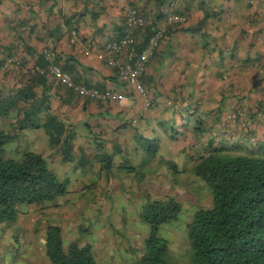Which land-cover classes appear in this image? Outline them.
Returning <instances> with one entry per match:
<instances>
[{
	"label": "crops",
	"instance_id": "1",
	"mask_svg": "<svg viewBox=\"0 0 264 264\" xmlns=\"http://www.w3.org/2000/svg\"><path fill=\"white\" fill-rule=\"evenodd\" d=\"M131 7L153 19L172 8L187 19L167 30L139 76L147 111L102 56L105 45L121 36ZM148 29L138 36L140 46L152 33ZM45 51L75 81L125 96L120 104L105 103L80 97L52 78L34 83L51 110L77 131L75 144L92 136L114 151L163 125H178V135L191 136L193 122L201 121L206 140L222 137L249 151L264 149V0H164L160 6L156 0H0V86L15 91L29 84L16 68L1 66L8 56L44 66ZM243 131H251L253 142H245Z\"/></svg>",
	"mask_w": 264,
	"mask_h": 264
},
{
	"label": "trees",
	"instance_id": "2",
	"mask_svg": "<svg viewBox=\"0 0 264 264\" xmlns=\"http://www.w3.org/2000/svg\"><path fill=\"white\" fill-rule=\"evenodd\" d=\"M156 2L160 6L164 0ZM168 11L179 14L172 8ZM143 45L138 44V50ZM27 77L29 84L21 89L5 91L0 86V264H24L21 248L28 223H23L21 218L29 213L37 215L32 223L34 239L42 232L37 244L41 245L47 264H98L91 243L80 242V238L65 242L63 228L51 224L42 215L45 205L58 207V199L63 200L69 194V186H77L79 176L97 174L100 178V175H110L112 166L114 170L136 172L134 166L140 163L144 154L157 159L158 168L167 164L172 170H179L181 165L171 158L166 159V155L171 153L169 142L178 140L182 133L163 125L164 133L159 131L148 137L142 136L136 145L114 151L106 149L102 140L87 136L83 140L89 142L91 151L83 146L81 152L76 153L73 142L77 131L51 110L45 93L34 89V83L41 84L45 80L42 76ZM242 124V127L246 126ZM27 129L44 131L47 154L20 149L19 133ZM195 129L196 133L190 136L195 143L184 155L182 165L189 167L183 175H191L208 186L210 197L205 198H209V205L201 204L203 197H196L191 210L185 213L183 202H177L175 197L146 196L147 202L139 207L138 220L148 226L149 232L143 248L134 257L137 264H179L168 261L169 255L172 258L173 254L162 231L174 225L179 229L180 224L184 244L177 253L185 258L182 264H264L263 147L249 151L243 144H229L222 137L206 140L203 137L206 129L201 121L196 122ZM243 134L247 135L245 142H253L251 131H243ZM88 155L91 157L87 158ZM129 161H134V166ZM48 162H55L64 169L72 167L74 182H70L72 178L67 170L64 178L59 177L49 169ZM180 170V173L184 172L183 168ZM79 182L83 184L81 192L95 187V183L88 185L86 180ZM78 219L87 224L88 219L93 221L94 218L85 217L84 211H80ZM89 225L83 228L80 224L78 235L83 238ZM7 230L11 234L3 242Z\"/></svg>",
	"mask_w": 264,
	"mask_h": 264
},
{
	"label": "rangeland",
	"instance_id": "3",
	"mask_svg": "<svg viewBox=\"0 0 264 264\" xmlns=\"http://www.w3.org/2000/svg\"><path fill=\"white\" fill-rule=\"evenodd\" d=\"M193 123L194 125L196 124L195 122ZM170 130L176 132L178 125L172 126ZM177 139L169 142L168 149L170 147L171 153L166 155V159L171 158L176 161L178 165H181L178 169L183 168L184 172L180 173L181 170L174 171L167 164L158 168L157 159H152L144 154L142 155L143 159H140V163L135 166L133 165L134 161H129L136 170L134 173H129L124 169L114 170V166H112L110 175H100V178H98L97 174L77 177V186L68 187L70 192L64 198L65 200L58 199L57 204L59 206L54 208L49 207L50 204H46V209L43 210L42 215L48 218L51 224L60 225L63 228L66 243L72 242L77 238H80V242L84 243L87 241L91 243L92 251L98 264H137V260L134 257L136 252L140 253L143 248V242L149 232L148 226L141 223L140 219L138 220L141 212L139 207H142L147 202L148 197L146 196L153 195L156 198L175 197L174 200H177V202H183L182 207L185 213L191 210V203L195 201L196 197H203L201 204L209 205V198H205L210 197L208 186L202 184L199 179L193 178L191 175L189 177L183 175L184 173L187 174L189 167L187 164L182 165L184 163V155L194 145L195 141L190 136ZM20 142L22 143V146H20L22 151L43 155L49 152L47 136L42 129L26 131V136L22 137ZM80 143L81 145H74L76 153L85 145L83 139L80 140ZM89 148L86 147L87 150ZM131 151L129 149V152ZM86 157L90 158L91 156L88 155ZM48 167L59 177L63 176V178L68 171V176L70 175L72 178L70 182H74L75 179L73 174H71L72 167L64 169L55 162L53 164L48 162ZM157 168L160 170L158 171ZM118 174L122 177H116ZM85 180L88 185L95 183V187L81 192L83 184L79 181L84 182ZM80 211H84L85 217L94 218L93 221L88 219L87 224L90 225L88 232L82 234L83 238L77 233L79 230L78 226L80 224H83V228L88 226L85 222L82 223L78 219ZM36 219L37 215L31 213L27 217L21 218L23 223H28L27 236L25 241L22 242L21 248L24 264H47L41 245L37 244V239L42 236V232H39L38 238L34 239L35 233L32 223ZM179 226V229H177L178 225L177 227L174 225V227H169L166 230L163 229L162 232H164L163 237L168 239L169 247L173 254L172 258L169 255L168 261L171 260L172 263L182 264L185 258L180 252L177 253V250L182 248L184 244L182 238L183 226L182 224ZM10 234L11 231L9 230L5 232V240L3 242L9 238Z\"/></svg>",
	"mask_w": 264,
	"mask_h": 264
},
{
	"label": "built area",
	"instance_id": "4",
	"mask_svg": "<svg viewBox=\"0 0 264 264\" xmlns=\"http://www.w3.org/2000/svg\"><path fill=\"white\" fill-rule=\"evenodd\" d=\"M186 16L176 13H166L160 19L145 17L140 11L131 7L124 15V27L122 35L110 42L105 47L102 56L107 64L114 68L118 77L125 81L132 90L143 99V110L147 111L150 107V101L144 86L139 80V76L144 71L150 58L153 56L156 48L166 34L167 30L175 26H182L186 23ZM151 28L152 33L147 42L138 50V36L141 30ZM72 36L76 33L74 30H65ZM44 66L37 64H26L17 57H8L4 61L5 67H13L23 76H42L52 78L60 86L72 91L74 94L92 100L101 102L122 103L125 96L116 91H101L94 87L87 86L82 82H77L73 77L61 69L53 61L49 51L43 54Z\"/></svg>",
	"mask_w": 264,
	"mask_h": 264
}]
</instances>
